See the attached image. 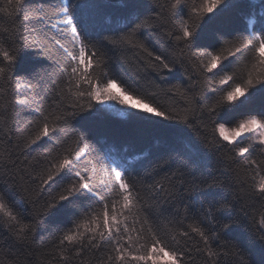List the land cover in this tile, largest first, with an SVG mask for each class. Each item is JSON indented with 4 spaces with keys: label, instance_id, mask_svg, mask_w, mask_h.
I'll return each instance as SVG.
<instances>
[{
    "label": "snow or ice",
    "instance_id": "obj_1",
    "mask_svg": "<svg viewBox=\"0 0 264 264\" xmlns=\"http://www.w3.org/2000/svg\"><path fill=\"white\" fill-rule=\"evenodd\" d=\"M86 7L0 0V228L24 250L43 230L47 264H250L243 243L264 250V0H156L118 29ZM53 47L59 79L24 74L26 52L43 64ZM128 53L145 79L182 70L187 86L143 91L115 70ZM160 92L184 106L166 108ZM113 104L136 137L167 135L165 150L130 161L97 148L89 126ZM237 230L243 241L226 239Z\"/></svg>",
    "mask_w": 264,
    "mask_h": 264
},
{
    "label": "trees",
    "instance_id": "obj_2",
    "mask_svg": "<svg viewBox=\"0 0 264 264\" xmlns=\"http://www.w3.org/2000/svg\"><path fill=\"white\" fill-rule=\"evenodd\" d=\"M59 2V0H55ZM77 2L89 5L83 9V15L90 17L94 22H96L101 28H124L132 20H135L137 16L143 18L149 15L151 12V6L156 2V0H140L143 5L139 9H130L127 7L128 0H77ZM162 2V0H161ZM241 3H246L247 0H240ZM53 3V0H28V7L35 10L40 7L41 4L44 5L45 10H48V5ZM247 11V9H244ZM229 15H232L231 13ZM8 21L6 19H0V25L7 27ZM23 31V28L21 29ZM49 36H54L56 33L54 31L48 32ZM144 35L149 36L153 43L158 39L156 30L146 28L144 29ZM57 38H60L59 36ZM65 43L67 41L65 40ZM162 46V45H158ZM53 51V60L41 64L39 59L34 53L28 51L24 54L21 60V68L26 69L25 75L33 73L40 68H47L50 73L53 74L52 78L59 79V72L55 64L56 60H60L63 63L62 53L57 51L55 47ZM125 61L123 67L114 66L125 79L129 80L131 83L133 80H137L139 85L142 87L143 91H158L157 85L161 89H167L170 85L175 83H181L187 86V78L184 76L183 71L174 72L172 74L164 73L159 79L154 75L150 79H145L142 71H138L139 65L135 61L134 57L128 53L125 54ZM126 69V70H125ZM46 81L51 83V79L46 75ZM158 100L166 108H175L179 110L184 106V101L180 99L179 96L175 94H166V92H160ZM262 102V98L257 95L255 98V106L258 107ZM109 111L103 114L96 121L92 122L89 126L90 133L95 139L93 143L97 148H104L105 150L112 149L114 154L119 156L125 152L130 151L131 155L128 156L130 161L133 160L134 156L141 155L138 151L139 149H145L143 153L144 156H151L153 158L159 152L164 151L167 144L171 141L169 137L161 132L159 129H153L149 133L143 135L142 137H136L134 135V129L137 122H131L128 120L126 115H121L119 111L123 110L118 105L107 106ZM236 116H240L238 111ZM80 125H77L79 127ZM184 128L183 125L180 126ZM195 138V133L191 130H186L183 136V144L188 146L190 140ZM213 164L215 160L213 159ZM259 208L260 205L256 204ZM59 222V221H57ZM40 237L44 238V244H41V240L38 239L32 248L28 250L18 249L13 246L12 240L8 238L7 232L0 228V264H9V261L13 259V253L18 256L17 264H47L51 257L47 255H42L46 253L51 247V237L41 230L39 233ZM227 240H244L243 235L237 230L226 236ZM223 244V241L221 242ZM243 248L246 258L250 261V264H264V250L261 249L260 245L257 243L255 245H248L243 243ZM11 249V251H9ZM195 255V254H194ZM55 264V261H53ZM92 264H95V259H93ZM196 264H201L200 260L196 261Z\"/></svg>",
    "mask_w": 264,
    "mask_h": 264
},
{
    "label": "rangeland",
    "instance_id": "obj_3",
    "mask_svg": "<svg viewBox=\"0 0 264 264\" xmlns=\"http://www.w3.org/2000/svg\"><path fill=\"white\" fill-rule=\"evenodd\" d=\"M123 111H124V110H121V111H119V112L121 113V112H123Z\"/></svg>",
    "mask_w": 264,
    "mask_h": 264
}]
</instances>
